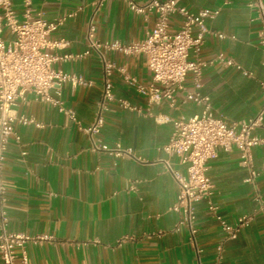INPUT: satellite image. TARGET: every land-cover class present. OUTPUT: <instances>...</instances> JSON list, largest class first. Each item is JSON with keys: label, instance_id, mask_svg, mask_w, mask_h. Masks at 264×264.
<instances>
[{"label": "crops", "instance_id": "obj_1", "mask_svg": "<svg viewBox=\"0 0 264 264\" xmlns=\"http://www.w3.org/2000/svg\"><path fill=\"white\" fill-rule=\"evenodd\" d=\"M94 1L31 0L32 17L51 20L76 12L51 34L52 39L64 38L69 44L52 52L83 53L88 46L90 23L96 26V39L100 42L140 41L154 26L155 14L136 13L129 0H106L99 7ZM132 1L141 5L150 0ZM249 1L181 0L193 12L219 10L207 20L209 32L200 51V58L207 65L201 81L202 92L210 96L215 113L229 122L252 118L264 102L260 23L255 10L248 6ZM12 2L22 17L24 1ZM169 23L177 28L181 18L171 16ZM218 32L228 37L221 39ZM8 35L5 31L4 37ZM220 53L234 58L241 69L210 64ZM107 55L141 83L151 82L143 55L119 51ZM55 66L83 76L88 82L76 87L64 84L62 100L83 126L89 125L102 92L98 55L91 53ZM242 70L252 75L245 76ZM112 80L116 97L141 110L124 109L118 102H111L102 130L93 138L31 93L15 107L18 114L43 125H16L21 141L10 139L3 170L10 230L50 237L26 245L29 264H217L219 244L224 246L219 264H264V216L258 212L254 186L246 182L247 170L239 165L237 149L220 150L208 162L213 190L194 204V236L188 225L180 223L182 214L172 209L179 187L166 162L182 173L186 166L163 147L170 139L173 119L188 118L201 110L185 99V91L194 89L193 76L186 78L185 90L175 92L177 108L163 100L151 113L146 109L145 98L134 92L117 71ZM257 133L264 138V127ZM253 156L260 171L257 188L264 194V146L254 147ZM209 203L216 204L219 214L230 223L245 215L250 217L237 238L224 240Z\"/></svg>", "mask_w": 264, "mask_h": 264}, {"label": "built area", "instance_id": "obj_2", "mask_svg": "<svg viewBox=\"0 0 264 264\" xmlns=\"http://www.w3.org/2000/svg\"><path fill=\"white\" fill-rule=\"evenodd\" d=\"M24 1L23 16L19 17L13 7L12 0H0V253L2 264H29L26 245L41 243L50 237L47 235H28L10 230V218L7 207V187L3 177L8 145L11 138L18 143L21 136L16 125L42 123L24 114H18L16 105L25 100L31 93L36 99L50 104L59 112L72 120L78 128L83 129L90 138L99 134L105 123V113L111 102L128 110L140 111V107L128 100L117 98L114 93L112 75L117 71L123 81L134 92L146 100L149 113L163 100L172 108H177L175 92L185 90L186 78L193 76L192 91H185V99L201 107L200 112L191 117L173 119V129L164 150L179 157L180 163L186 166L185 173L174 170L168 162L167 168L178 184L179 192L173 210L182 214L180 223L188 225L192 236L196 234L193 224L196 220L194 204L197 200L211 195L213 184L208 175V162L217 157L220 150L240 152L239 165L247 170L246 182L255 188V200L258 212L264 216V194L257 188L260 171L254 163L253 148L264 146V138L257 130L264 127V102L255 116L249 119L229 122L213 109L211 98L202 92L203 68L207 62L201 60L200 51L209 32L207 20L214 18L219 10L201 9L191 11L181 0H150L137 4L132 0L128 4L132 10L142 15L155 14L154 26L146 33L143 40L131 42H100L96 39V26L90 23L87 29V49L83 53L56 54L53 49L65 47L69 42L64 38L52 39L51 34L60 29L66 20L76 15L68 12L54 19L43 16L32 17L31 0ZM106 0H95L99 7ZM248 6L255 10L260 23L258 31L259 44L264 54V0H250ZM181 18V24L173 28L169 23L171 16ZM8 37H4V32ZM218 37L228 36L222 32ZM234 38V36H232ZM110 51H119L125 55H143L151 74V82L141 83L128 70L108 58ZM96 53L102 64V92L97 103V111L93 121L83 126L75 112L66 107L62 100L64 84L73 87L87 85L83 76L64 71L56 67L58 62L64 63L80 59ZM210 64L217 63L223 67L240 68L234 58L223 53L218 54ZM264 67V59H263ZM245 76L252 73L242 70ZM264 92V78L261 81ZM22 154H26L25 151ZM208 208L220 224L224 240L235 239L240 228L250 219L245 215L235 223L224 219L218 206L209 203ZM18 251L21 255H18ZM224 246L216 247V263L222 260ZM20 257V260L18 258ZM201 264V263H197Z\"/></svg>", "mask_w": 264, "mask_h": 264}]
</instances>
